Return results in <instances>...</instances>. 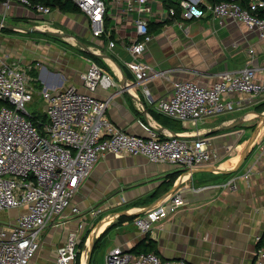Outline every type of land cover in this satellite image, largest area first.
Returning a JSON list of instances; mask_svg holds the SVG:
<instances>
[{"label":"crops","instance_id":"1","mask_svg":"<svg viewBox=\"0 0 264 264\" xmlns=\"http://www.w3.org/2000/svg\"><path fill=\"white\" fill-rule=\"evenodd\" d=\"M160 5L151 0L142 7L152 39L137 58L167 74L140 84L125 64L133 59L125 46L136 36L122 6L108 5V34L98 39L91 35L88 19L80 11L51 8L48 14H42L16 3L5 8L0 2V57L30 68L35 88L51 91L74 86L88 92L81 75L93 61L102 76L90 93L98 99L110 98L106 114L114 125L142 137L148 135V121L160 126L165 134H198L217 153L212 164L193 172L170 163L149 161L141 155L107 154L100 158L73 197L82 213L91 207H106L102 213L105 220L85 239L83 250L90 240L86 260L83 262L82 251L78 264H105L111 248L118 246L132 252L149 242L162 259H184L189 264H254L256 249L264 244V162L245 153L258 138L253 137L259 120L254 122L251 135L248 131L253 124L250 120L256 115L253 108L264 102V93L255 100L238 95L240 103L234 110L185 126L158 113L154 101L167 97L175 81L193 80L209 85L220 72L238 71L246 65L249 48L254 50L252 63L260 70L258 77H264V39L229 19L222 23L217 19H193L184 31L172 21L163 24L158 20L154 13ZM109 39L115 42L111 49L107 47ZM99 49L106 58L98 56ZM85 53L96 55L97 61ZM259 131L258 139L262 140L264 127ZM248 169V178L241 177ZM232 177L233 189L218 186ZM176 180L180 182L184 203L150 231L141 233L131 219L117 223L119 215L135 217L164 199ZM18 212L12 209L0 216L13 218ZM63 215L60 225L41 231L40 247L28 264H57L56 249L67 233L78 222L84 223L81 238L94 223L90 218L71 214L69 209ZM109 215L112 219L106 220ZM95 240L97 245L93 248Z\"/></svg>","mask_w":264,"mask_h":264},{"label":"built area","instance_id":"2","mask_svg":"<svg viewBox=\"0 0 264 264\" xmlns=\"http://www.w3.org/2000/svg\"><path fill=\"white\" fill-rule=\"evenodd\" d=\"M71 1L88 19L91 35L98 39L108 34L105 24L108 5L122 6L136 36L125 46L133 57L125 64L134 81L140 84L167 74L166 70L154 69L137 58L152 39L148 18L142 10L151 0ZM156 1L162 5L154 14L163 24L172 21L186 31L187 22L193 19H217L220 23L229 19L245 25L256 32L258 38L264 39V17L260 16L264 0H248L244 4L241 0H173L174 5H167L166 0ZM1 3L5 8L12 3L31 7L42 14L51 10L33 0ZM114 45V40L109 39L107 47L111 49ZM247 52L243 68L218 73L212 84L175 81L167 97L154 101L155 110L184 126L187 123L196 125L200 119L234 110L240 103L238 95L255 100L264 93V77H258L260 70L252 63L254 50L249 48ZM97 53L106 58L100 49ZM29 69L17 60L7 62L0 57V215L12 209L19 210L13 218L0 216V264H28L40 247L41 231L60 225L67 209L71 214L94 220L89 234L105 220L102 213L106 207L95 206L82 213L73 203V197L96 162L107 154L141 155L149 161L170 163L187 172L212 164L217 158L208 140L198 134H165L160 126L148 121V135L142 137L114 125L106 114L110 98L98 99L90 93L102 76L100 67L93 61H89L87 70L81 75L88 92L74 86L55 91L35 88ZM145 93L148 96L146 90ZM36 97L41 99L45 112L42 127L36 126L26 111L27 103ZM261 127L264 122L258 125L255 139ZM257 142L254 157L264 162V139H257ZM249 171L241 177L248 178ZM179 185L176 180L170 194L132 219L141 233L150 231L155 223L176 212L184 203ZM218 186L233 189L235 178ZM83 228L84 223L78 222L76 228L67 233L63 244L56 249L57 264H75ZM105 264L189 263L184 259H162L152 251L134 253L116 246L107 252ZM254 264H264V244L256 249Z\"/></svg>","mask_w":264,"mask_h":264},{"label":"trees","instance_id":"3","mask_svg":"<svg viewBox=\"0 0 264 264\" xmlns=\"http://www.w3.org/2000/svg\"><path fill=\"white\" fill-rule=\"evenodd\" d=\"M4 0H0V2H3ZM213 1H219V0H213ZM33 2L35 3H41V4H44V5H47L49 6L50 8H58L59 10L61 11H64V12H79L77 6L75 5V3L71 0H33ZM166 4L167 5H174V1L173 0H166ZM260 16L264 17V10L260 11ZM87 56H89L91 59L97 61L98 57L94 54H91V53H85ZM254 112H261V111H264V102H261L257 105L254 106L253 108ZM28 117L33 121V123L37 126V125H40L42 127V125L44 124L46 118L45 116L43 115V117L41 119H36V118H32L30 117V115H28ZM40 127V128H41ZM42 129V128H41ZM134 218V216H126V215H119V217L117 218V223H119L120 221H123V220H127V219H131ZM114 224V223H113ZM113 224H111L108 228H111L113 226ZM107 228V229H108ZM105 229V231L107 230ZM89 229H87L84 234L81 236L80 238V241L77 245V248H78V251L76 253V257H75V264H78L79 263V259H80V254H81V251L83 249V245H84V242H85V239L87 238L88 234H89ZM101 233L99 235V237L97 239H99L104 233ZM97 245V242L95 240L94 244H93V248H95V246ZM153 247L154 245H151V243L149 242L147 245H141L138 247L139 249H133L132 252L134 253H140V252H154L153 251ZM155 253V252H154Z\"/></svg>","mask_w":264,"mask_h":264},{"label":"rangeland","instance_id":"4","mask_svg":"<svg viewBox=\"0 0 264 264\" xmlns=\"http://www.w3.org/2000/svg\"><path fill=\"white\" fill-rule=\"evenodd\" d=\"M59 44L65 46L64 43H59ZM42 109H43V104H42V101H41V99H40L39 97L34 98L32 102H29V103H27V105H26V111H27V114L30 115V117H32V118L41 119V118L43 117V115L45 116V112H44ZM242 112H244V111H240V112L237 111L238 114H241ZM262 112H264V111L256 112L255 114L262 113ZM217 117H218V116H217ZM217 117H215V118H217ZM257 120H259V118L257 117V115H255L254 118H252V119L250 120V121H252L251 123H253V124H252V126L249 127L250 129H249V131H248V134H250V133L253 132ZM254 122H255V124H254ZM256 128H257L256 130H258V125L256 126ZM255 134H256V133H255ZM250 135H251V134H250ZM254 138H255V137H254ZM258 138H259V136H258ZM258 138H257V139H258ZM257 139H256V140H257ZM257 143H258V142L256 141L254 147H252L251 150H250L249 152L246 151V155H247V156H248V155L253 156L254 153H256L255 151L258 149V144H257ZM247 152H248V153H247ZM247 156H244V159H246ZM96 202H97V201H96ZM96 202H94V203H96ZM9 215H10V214H9ZM112 215H113V214H112ZM112 215H109V216H112ZM7 216H8V215H7ZM83 246H84V245H83ZM83 248H84V247H83ZM82 251H83V249H82ZM97 252H100V251H97Z\"/></svg>","mask_w":264,"mask_h":264},{"label":"bare ground","instance_id":"5","mask_svg":"<svg viewBox=\"0 0 264 264\" xmlns=\"http://www.w3.org/2000/svg\"><path fill=\"white\" fill-rule=\"evenodd\" d=\"M109 219H112V216H109V217L106 218V220H109ZM89 246H90V240L88 241V243H87L85 249L83 250V255H82V257H83V262H85V260H86L87 252H88Z\"/></svg>","mask_w":264,"mask_h":264},{"label":"water","instance_id":"6","mask_svg":"<svg viewBox=\"0 0 264 264\" xmlns=\"http://www.w3.org/2000/svg\"><path fill=\"white\" fill-rule=\"evenodd\" d=\"M256 115H257V117L259 118V123H258V125H259V124H262V122H264V112H262V113H258V114H256ZM254 137H255V135H254ZM254 137H253V138H254ZM252 140H253V139H252ZM248 148H250V146H249ZM248 148H247V150H249ZM245 155H246V153H245ZM243 160H244V159H242L241 162H243ZM239 164H241V163H239Z\"/></svg>","mask_w":264,"mask_h":264}]
</instances>
